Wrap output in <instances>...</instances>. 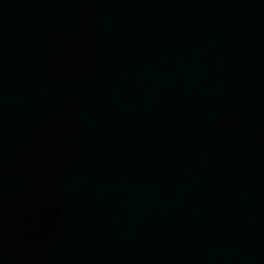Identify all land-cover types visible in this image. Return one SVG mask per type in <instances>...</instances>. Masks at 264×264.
Here are the masks:
<instances>
[{
	"label": "water",
	"instance_id": "1",
	"mask_svg": "<svg viewBox=\"0 0 264 264\" xmlns=\"http://www.w3.org/2000/svg\"><path fill=\"white\" fill-rule=\"evenodd\" d=\"M0 264H90L54 165L1 56Z\"/></svg>",
	"mask_w": 264,
	"mask_h": 264
}]
</instances>
